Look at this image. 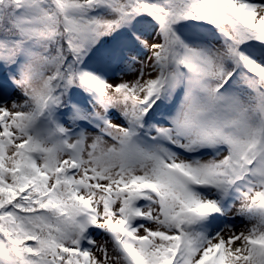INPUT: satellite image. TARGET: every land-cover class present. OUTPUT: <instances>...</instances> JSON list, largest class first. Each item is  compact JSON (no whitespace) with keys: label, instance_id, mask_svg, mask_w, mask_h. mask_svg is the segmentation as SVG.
Here are the masks:
<instances>
[{"label":"snow or ice","instance_id":"snow-or-ice-1","mask_svg":"<svg viewBox=\"0 0 264 264\" xmlns=\"http://www.w3.org/2000/svg\"><path fill=\"white\" fill-rule=\"evenodd\" d=\"M0 264H264V0H0Z\"/></svg>","mask_w":264,"mask_h":264},{"label":"rangeland","instance_id":"rangeland-1","mask_svg":"<svg viewBox=\"0 0 264 264\" xmlns=\"http://www.w3.org/2000/svg\"><path fill=\"white\" fill-rule=\"evenodd\" d=\"M112 82L114 83L115 81H112ZM236 223H237L236 231L239 232L244 225L243 224H240L239 221H237Z\"/></svg>","mask_w":264,"mask_h":264}]
</instances>
